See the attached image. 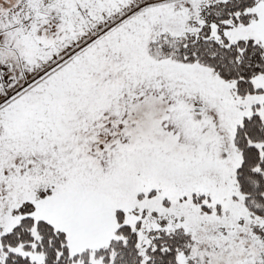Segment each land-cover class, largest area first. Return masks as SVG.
I'll return each instance as SVG.
<instances>
[{
    "label": "snow or ice",
    "instance_id": "6c2138e0",
    "mask_svg": "<svg viewBox=\"0 0 264 264\" xmlns=\"http://www.w3.org/2000/svg\"><path fill=\"white\" fill-rule=\"evenodd\" d=\"M0 264H264V0H0Z\"/></svg>",
    "mask_w": 264,
    "mask_h": 264
}]
</instances>
